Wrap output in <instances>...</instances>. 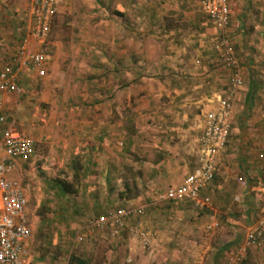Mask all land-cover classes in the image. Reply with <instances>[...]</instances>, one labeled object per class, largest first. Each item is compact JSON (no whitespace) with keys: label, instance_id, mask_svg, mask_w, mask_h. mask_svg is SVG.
<instances>
[{"label":"rangeland","instance_id":"374dc122","mask_svg":"<svg viewBox=\"0 0 264 264\" xmlns=\"http://www.w3.org/2000/svg\"><path fill=\"white\" fill-rule=\"evenodd\" d=\"M168 1L61 0L49 38L40 47L47 57L45 76L28 84L19 78L21 94L9 95L13 98L10 103L13 109L0 110L10 126L36 143L35 157L28 163H19L12 174L27 198V218L31 226L29 264H67L70 255L83 264H212L217 253L220 254L215 259L216 264H239L243 259L246 264H264V242L258 248L246 249L238 259L237 249L246 227L237 233L229 229L228 223L214 218L211 201L207 209L190 205L192 218L184 225L173 217L174 220L161 225L170 226L175 222L176 229L173 225L161 229L146 224L153 212L147 209H159L160 204L150 206L147 198L139 197L140 201L136 202L143 205V214L127 220L116 237L104 232L91 235L82 232L86 221L95 215L122 207L117 196L120 184L117 175L123 174L128 161L123 158L114 172H104L99 137L108 134L110 150L117 146L122 153H131L129 141L148 117L140 115L144 109L134 98L141 94L134 96L132 89L118 94L116 90L119 84L132 80L131 71L138 73L135 80L143 79L138 82V90H142L148 76H154L155 59L167 51L163 27L176 23L172 15L166 16L170 9ZM193 4L190 0L191 7L185 11H191L189 17L197 21L206 38H211L206 32L209 25ZM255 6L250 10L257 12L254 15L257 22H245L242 41L247 43L253 38L251 49L255 52L254 61L258 62L253 71L264 87V60L260 59H264V0L258 4L255 1ZM20 10L10 30L16 43L28 21L27 7ZM113 11H120L123 16ZM176 16V21L182 19L180 13ZM157 27L162 33L149 32ZM156 80L153 79L155 91L158 90ZM262 95L264 97V89ZM149 98L143 99L148 101ZM131 101H137V105ZM260 101H256L255 106L257 117L264 113V99ZM120 108L122 111L118 110ZM136 125L140 126L134 129ZM90 146L95 151L93 155L84 152ZM54 179L69 183L75 193H56L51 184ZM106 183L111 189L108 190ZM142 194L147 197L146 192ZM133 202L125 203V207L126 204L132 207ZM231 202L232 206L235 202ZM185 212L189 211H176L177 215ZM211 223L216 226L207 230L205 227ZM134 225L147 231L151 245L144 247L138 237L130 233L129 228ZM181 226L184 228L179 229ZM189 245L191 253L187 249ZM160 250L165 253H159ZM155 252L161 257L160 263L153 257ZM207 254L210 255L206 257Z\"/></svg>","mask_w":264,"mask_h":264},{"label":"crops","instance_id":"0c3cea01","mask_svg":"<svg viewBox=\"0 0 264 264\" xmlns=\"http://www.w3.org/2000/svg\"><path fill=\"white\" fill-rule=\"evenodd\" d=\"M159 1L162 2V0ZM255 1L257 4L260 2V0L228 1L230 17L227 40L238 59L242 86L232 101L230 132L224 150L216 159V172L213 180L200 193V196L208 197L212 202L210 207L214 218L228 223L229 229H235L237 233L240 228L243 229L256 220L264 209V196L247 190L264 175V160L259 158V154L264 148V113L261 112L257 117L255 108L256 101L264 99L262 95L264 87L257 81L253 71L258 63L254 61L255 52L251 49L253 38L247 43L244 39L242 41V29L247 24L245 22L251 21L252 24L254 21L257 22L254 16L257 12L250 10V8L256 7ZM193 2L197 8V0H193ZM29 3L30 0H10L7 5H0V65L11 62L16 41L11 37L10 30L14 28L15 18L20 14V9L24 7H27L28 20ZM168 3L170 9L166 16L172 15L171 17L176 23L166 28L163 27L162 32L164 33L163 37L166 35L164 43L167 46V51L155 59L157 64L152 66L154 76H148V79L142 83L144 85L142 90H138L137 86L140 84L138 82L143 79L135 80L138 73L134 70L136 74L134 75L131 71L130 74L134 76L132 80L129 83L119 84L116 90L118 94L124 89H132L134 96L141 94L134 98L138 101V106L144 109L140 115L148 117L142 126L138 125L140 127L137 135L134 134L129 141L131 153L126 155L117 146L116 149L110 150L108 134L100 136L99 139L102 142L100 153L104 159L102 167L104 172H114L120 166V161L123 158L128 161V166L125 167L123 174L120 172L117 175L120 179L117 196L122 202V207H125V203H129V201H134L131 203L134 204L132 207H143L136 201H140L139 197L147 198L146 201L149 200L150 206L151 204H160L158 206L160 208L147 209V211L153 212L146 224L149 227L160 226L161 229H169L173 225L176 229L175 224L177 223L175 222L165 227L161 224L176 217L184 225L190 217L192 218L191 204L186 201L154 203L152 200L157 194L156 192L160 193L181 184L196 167L197 139L201 133L203 115L212 110L217 99L223 96L227 88L228 72L212 43L213 31L209 28L206 32L211 35V38H206L203 31L199 30L197 21L193 17H189L191 11H185V8L188 10L191 7L190 0H170ZM179 13L182 19L176 21L175 16ZM154 30L161 32L162 29L152 28L149 29V32L152 33ZM260 45H263L262 41ZM260 59L264 60L263 57ZM243 65L244 67H242ZM19 78L24 80V84L41 80L28 72L21 73ZM153 79H157L158 90L156 89V91ZM151 82H153L154 88ZM9 95L12 94L0 93L1 111L11 108L10 103L13 98ZM145 97H151V99L146 101L143 99ZM137 101L131 102L135 106ZM118 110L122 111V108ZM0 114L3 116V113ZM138 126L136 125L134 129ZM84 152L93 155L95 151L90 146L84 149ZM87 156V158L90 157ZM239 180L245 182L247 189L240 187ZM108 181L109 179L106 180L107 183ZM126 185L129 191L135 190L134 196H132L133 193L131 195L127 194L128 191L124 192ZM109 189L111 188L108 186ZM144 192L147 193V197L142 194ZM148 194L150 199L154 196L151 201ZM234 197L237 198V201H233ZM230 201L235 202H231L233 208ZM186 209L189 211L188 213L177 215L176 211L183 212ZM106 213L108 212L102 214ZM161 213L164 214L160 215ZM159 221L161 222L158 223ZM183 228L184 226H181L179 229ZM160 237L162 238L163 234ZM164 249L166 250V248ZM187 249L191 253L190 245ZM162 252L165 253V251ZM218 254L220 253L214 255L212 264H216L215 259ZM158 255L155 252L153 257L157 258L159 262L161 257L158 258ZM209 255L207 254L206 257ZM29 261L30 254L27 264Z\"/></svg>","mask_w":264,"mask_h":264},{"label":"built area","instance_id":"2783aa9c","mask_svg":"<svg viewBox=\"0 0 264 264\" xmlns=\"http://www.w3.org/2000/svg\"><path fill=\"white\" fill-rule=\"evenodd\" d=\"M229 0H197V10L213 31L214 48L228 72L227 88L219 97L212 110L203 115L201 133L197 139L196 167L184 181L158 193L154 203L186 201L196 209H207L208 197L200 196L201 191L212 182L216 172V159L224 150L229 132L232 101L242 86L238 59L227 40L229 25ZM10 0H0L5 6ZM61 0H30L28 21L24 34L17 40L11 62L0 65V93L20 95L18 80L21 73L28 72L42 79L46 74L47 57L40 51L46 44L54 17ZM36 155V143L10 126L0 114V264H27L31 241V226L27 218V198L12 174L20 163L30 162ZM264 160V148L259 154ZM242 189L245 182L239 180ZM249 191L264 196V175L255 181ZM233 201H237L234 197ZM143 214V207H121L105 215L89 219L82 232L91 235L96 232L116 237L127 220ZM215 223L205 228L211 230ZM145 247L151 245L147 231L137 226L129 228ZM264 242V209L260 216L247 226L237 249L240 259L246 249L258 248Z\"/></svg>","mask_w":264,"mask_h":264},{"label":"trees","instance_id":"16d2710c","mask_svg":"<svg viewBox=\"0 0 264 264\" xmlns=\"http://www.w3.org/2000/svg\"><path fill=\"white\" fill-rule=\"evenodd\" d=\"M116 15H118V16H123V13L122 12H118V11H113ZM164 28H166V24L164 25ZM225 68V67H224ZM226 69V68H225ZM51 184H52V188H54V191L57 193H59V194H61V195H72V194H74L75 193V189L74 188H72L70 185H69V183H67V182H64L63 180H60V179H54V180H52L51 181ZM127 191H129V189L127 188V185L125 186V193L127 192ZM129 193H133V196L135 195V190H133V191H129ZM122 195H123V193H122ZM126 197H127V195H126ZM117 208H119V207H117ZM117 208H115V209H117ZM121 208V207H120ZM103 214L101 213V214H97V215H95L93 218H97V217H99V216H102ZM105 215V214H104ZM87 222V221H86ZM252 224V223H251ZM250 224V225H251ZM85 225V224H84ZM249 225V226H250ZM246 259H243V260H240V262H239V264H246V261H245ZM67 261H68V263L67 264H83V262L82 261H78L77 259H76V257L75 256H73V255H70V256H68V259H67Z\"/></svg>","mask_w":264,"mask_h":264}]
</instances>
